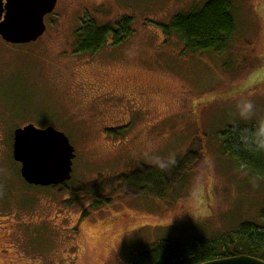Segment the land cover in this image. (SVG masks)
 Wrapping results in <instances>:
<instances>
[{
    "label": "rangeland",
    "instance_id": "rangeland-1",
    "mask_svg": "<svg viewBox=\"0 0 264 264\" xmlns=\"http://www.w3.org/2000/svg\"><path fill=\"white\" fill-rule=\"evenodd\" d=\"M202 1L57 0L35 41L0 38V211L21 237L11 264H128L153 243L210 239L256 217L264 186L215 137L254 122L239 120L240 96L264 119V1L231 0L232 40L185 52L166 25ZM123 17L127 37L76 52L80 21ZM27 123L68 137L69 180L22 178L12 140Z\"/></svg>",
    "mask_w": 264,
    "mask_h": 264
},
{
    "label": "trees",
    "instance_id": "trees-1",
    "mask_svg": "<svg viewBox=\"0 0 264 264\" xmlns=\"http://www.w3.org/2000/svg\"><path fill=\"white\" fill-rule=\"evenodd\" d=\"M231 0H203L185 11L174 14L166 25L182 42L185 52L218 49L224 40H232L234 22ZM129 19L120 18L113 24L82 20L73 33V46L78 53L93 54L106 42L107 35L119 42L129 35ZM251 123L223 127L215 140L222 152L241 166L247 178L264 186V151H254L242 142V130ZM264 190V188H263ZM247 254L264 258V198L257 215L241 222L235 231H222L210 239L190 238L186 242L163 240L153 243L135 255L128 264H197L217 258Z\"/></svg>",
    "mask_w": 264,
    "mask_h": 264
},
{
    "label": "water",
    "instance_id": "water-1",
    "mask_svg": "<svg viewBox=\"0 0 264 264\" xmlns=\"http://www.w3.org/2000/svg\"><path fill=\"white\" fill-rule=\"evenodd\" d=\"M57 0H0V37L9 43L35 41L45 31L44 16ZM75 156L64 132L52 127L25 124L13 131L12 157L20 163L22 178L35 185H59L71 178ZM197 264H264V258L238 254L217 257Z\"/></svg>",
    "mask_w": 264,
    "mask_h": 264
},
{
    "label": "clouds",
    "instance_id": "clouds-1",
    "mask_svg": "<svg viewBox=\"0 0 264 264\" xmlns=\"http://www.w3.org/2000/svg\"><path fill=\"white\" fill-rule=\"evenodd\" d=\"M234 107L240 121H254L251 127L242 130V142L251 150L264 151V119H255L254 101L249 97L240 96L236 99ZM156 163L159 168L166 169L174 164L175 160L169 159L167 163L157 160Z\"/></svg>",
    "mask_w": 264,
    "mask_h": 264
},
{
    "label": "flooded vegetation",
    "instance_id": "flooded-vegetation-1",
    "mask_svg": "<svg viewBox=\"0 0 264 264\" xmlns=\"http://www.w3.org/2000/svg\"><path fill=\"white\" fill-rule=\"evenodd\" d=\"M5 2H6V0H1V3L3 6H4ZM3 15H4V12L1 14L0 20L3 19ZM7 43H9V42H7ZM10 44H14V43H10ZM2 213H3V211H0V256L8 257L7 261H8V263L11 264V263L15 262V257H12V255L15 252H14V250H11V248L19 243L18 240L21 237H20V235L19 236H13V233L15 234V228L14 227L16 225L9 218L8 219L5 218V215ZM11 229H12V231H11Z\"/></svg>",
    "mask_w": 264,
    "mask_h": 264
}]
</instances>
